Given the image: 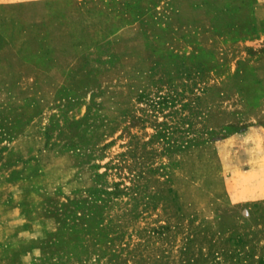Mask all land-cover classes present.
Instances as JSON below:
<instances>
[{
  "label": "rangeland",
  "instance_id": "374dc122",
  "mask_svg": "<svg viewBox=\"0 0 264 264\" xmlns=\"http://www.w3.org/2000/svg\"><path fill=\"white\" fill-rule=\"evenodd\" d=\"M0 264H264V0H0Z\"/></svg>",
  "mask_w": 264,
  "mask_h": 264
}]
</instances>
